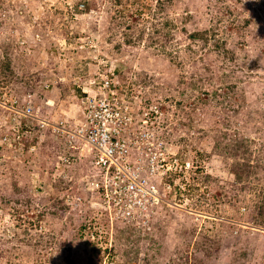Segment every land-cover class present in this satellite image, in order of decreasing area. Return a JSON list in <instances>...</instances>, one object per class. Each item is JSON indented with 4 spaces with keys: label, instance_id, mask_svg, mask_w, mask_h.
Segmentation results:
<instances>
[{
    "label": "rangeland",
    "instance_id": "rangeland-1",
    "mask_svg": "<svg viewBox=\"0 0 264 264\" xmlns=\"http://www.w3.org/2000/svg\"><path fill=\"white\" fill-rule=\"evenodd\" d=\"M106 76L135 133L157 106L152 145L204 154L209 178L191 197L164 192L146 225L111 223L81 185L87 147L62 165L51 129L3 145L0 264H87L90 242L98 264H264V0H0V116L31 94L49 126L78 122L81 90Z\"/></svg>",
    "mask_w": 264,
    "mask_h": 264
},
{
    "label": "built area",
    "instance_id": "built-area-1",
    "mask_svg": "<svg viewBox=\"0 0 264 264\" xmlns=\"http://www.w3.org/2000/svg\"><path fill=\"white\" fill-rule=\"evenodd\" d=\"M115 81L106 76L99 79L95 92L84 91L81 118L74 123L61 118L49 126L31 94L23 97L22 103L13 98L3 105L6 114L0 116V142L9 146L18 140L36 142L37 133L51 129L64 145L58 156L62 165L71 164L77 148L87 147L89 169L83 174L81 185L89 192L90 204L106 211L111 223L141 221L146 225L154 207L163 201V194L172 187H183L180 181L175 182L179 174L192 168L193 162H182L176 156L169 158L165 150L152 145L153 134L146 127L150 111L157 113V106H150L149 110L143 107L139 131L134 132L130 108L115 92ZM50 85L45 83L44 89ZM130 143L134 151H130ZM167 176L173 177V182L166 180Z\"/></svg>",
    "mask_w": 264,
    "mask_h": 264
},
{
    "label": "trees",
    "instance_id": "trees-1",
    "mask_svg": "<svg viewBox=\"0 0 264 264\" xmlns=\"http://www.w3.org/2000/svg\"><path fill=\"white\" fill-rule=\"evenodd\" d=\"M119 1V0H117ZM204 31H200V30H196L194 32L190 33V37L192 38H200L202 37V39L204 38L203 36ZM215 50V52L222 54V56L224 58L228 57L229 55V49L226 48L225 43H221L220 41L214 42L213 47H211ZM3 65L4 68H9V60L8 59H4L3 60ZM1 139V138H0ZM3 143L0 142V149L2 148ZM176 156L177 158L180 159V161H185L190 158L189 154H185L182 155V153H178V155H173ZM172 157V156H171ZM203 158H205V155L200 153V156L197 157L196 163L195 161L193 163L192 168H190L187 171L188 174V178L185 179V181H183L181 184H184V187L181 188L179 185L176 186V191H177V195L179 197H191L193 195H195V193L198 191V189L201 187V185H204L205 183V179H208V175L205 174L204 171V161ZM236 171L237 175L240 176V172L237 170ZM173 177H177L175 175H172ZM173 177H168L165 178L166 180H169L170 182H173ZM258 207V212L260 213V215H264V192H263V197L260 200V203L257 205ZM90 256L88 258V263L87 264H98L99 261L102 260V249L101 247L97 246L95 243L90 242ZM64 264H74L72 261H67Z\"/></svg>",
    "mask_w": 264,
    "mask_h": 264
},
{
    "label": "clouds",
    "instance_id": "clouds-1",
    "mask_svg": "<svg viewBox=\"0 0 264 264\" xmlns=\"http://www.w3.org/2000/svg\"><path fill=\"white\" fill-rule=\"evenodd\" d=\"M111 77H112V76H111ZM115 89H116V86H115ZM81 91H82L83 95H85V92H84L85 90L82 89ZM83 95H82V97H83ZM82 110H83V109H82ZM81 112H82V111H81ZM61 145H62V148H64V145H63L62 143H61ZM82 148H83V146H80V148H77V150H75V151H78V150L80 151V150H82ZM62 151H63V150H62ZM75 153H76V152H75Z\"/></svg>",
    "mask_w": 264,
    "mask_h": 264
}]
</instances>
